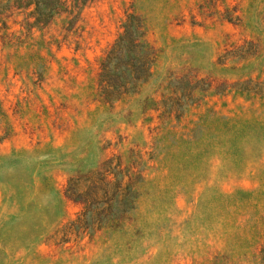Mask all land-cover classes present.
<instances>
[{
    "label": "rangeland",
    "instance_id": "obj_1",
    "mask_svg": "<svg viewBox=\"0 0 264 264\" xmlns=\"http://www.w3.org/2000/svg\"><path fill=\"white\" fill-rule=\"evenodd\" d=\"M0 264H264V0H0Z\"/></svg>",
    "mask_w": 264,
    "mask_h": 264
}]
</instances>
